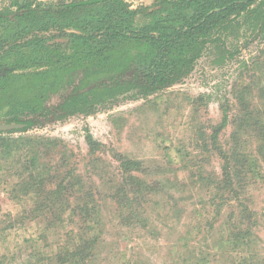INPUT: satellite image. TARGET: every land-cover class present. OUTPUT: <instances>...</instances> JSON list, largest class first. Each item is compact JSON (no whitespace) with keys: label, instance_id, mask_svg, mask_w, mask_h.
I'll list each match as a JSON object with an SVG mask.
<instances>
[{"label":"rangeland","instance_id":"374dc122","mask_svg":"<svg viewBox=\"0 0 264 264\" xmlns=\"http://www.w3.org/2000/svg\"><path fill=\"white\" fill-rule=\"evenodd\" d=\"M126 1L133 9L154 3ZM10 4L0 0V10ZM263 23L236 25L171 88L10 135L40 139L26 149L10 151L0 142V152H42L45 164L61 169L55 174L80 177L69 181L78 184V193L62 204L88 205L90 213L83 224L79 211H68V223L54 230H47V219L8 227L34 202L19 204L0 192V264H58L62 247L77 248L95 236L92 249L77 257L81 264H264V159L256 150L264 121ZM237 93L245 95L244 103ZM219 147L258 158L260 175L238 190L243 209L232 196H210H219L223 175ZM123 158L138 162L133 173L159 182L157 190L133 196L120 168ZM7 168L0 169V179L13 175L12 165ZM244 231L248 236L236 240Z\"/></svg>","mask_w":264,"mask_h":264},{"label":"trees","instance_id":"16d2710c","mask_svg":"<svg viewBox=\"0 0 264 264\" xmlns=\"http://www.w3.org/2000/svg\"><path fill=\"white\" fill-rule=\"evenodd\" d=\"M261 9L264 0H154L152 5L137 9L126 0L58 4L11 0L9 8L0 10V124L23 127L0 132L1 145L10 151L26 149L36 138L10 135L94 114L122 97L138 99L175 86L192 72L210 44L236 30V25L264 19ZM263 28L264 23L260 31ZM236 96L238 101H246L244 94ZM56 97L59 100L52 103ZM227 121L225 116L224 125ZM259 121L263 124L257 128L260 138L256 150L264 159V121ZM245 122L250 125L249 118ZM89 144L94 146L95 142ZM218 149L224 161L223 175L216 186L219 196H210H232L242 208L238 190L260 175L258 158L235 157L236 152ZM120 161L133 196L157 190L159 182H146L133 173L139 171L138 162ZM8 165H12L13 175L0 179V192L19 204L34 202L8 227L26 219H47V230H54L68 223L64 217L68 211L71 216L79 211L83 224L90 216L88 205L66 208L62 204L78 193L80 177L69 180L67 175L55 174L61 169L54 171L45 164L42 152H0V169ZM248 234L244 231L235 239H245ZM97 241L95 236L77 248L62 247L58 264H81L77 257Z\"/></svg>","mask_w":264,"mask_h":264},{"label":"water","instance_id":"95a60500","mask_svg":"<svg viewBox=\"0 0 264 264\" xmlns=\"http://www.w3.org/2000/svg\"><path fill=\"white\" fill-rule=\"evenodd\" d=\"M22 125L18 124H0V132H6L22 128Z\"/></svg>","mask_w":264,"mask_h":264}]
</instances>
